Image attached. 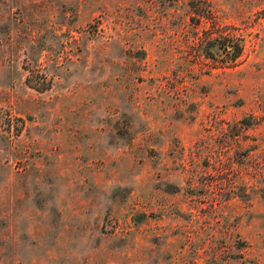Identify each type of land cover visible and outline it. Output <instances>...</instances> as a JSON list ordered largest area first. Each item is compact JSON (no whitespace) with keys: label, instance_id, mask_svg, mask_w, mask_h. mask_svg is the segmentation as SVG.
<instances>
[{"label":"rangeland","instance_id":"obj_1","mask_svg":"<svg viewBox=\"0 0 264 264\" xmlns=\"http://www.w3.org/2000/svg\"><path fill=\"white\" fill-rule=\"evenodd\" d=\"M0 264H264V0H0Z\"/></svg>","mask_w":264,"mask_h":264},{"label":"trees","instance_id":"obj_2","mask_svg":"<svg viewBox=\"0 0 264 264\" xmlns=\"http://www.w3.org/2000/svg\"><path fill=\"white\" fill-rule=\"evenodd\" d=\"M42 73H36V76L37 77H40V75H41ZM41 88V87H40ZM246 124V123H245Z\"/></svg>","mask_w":264,"mask_h":264}]
</instances>
